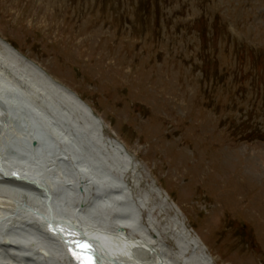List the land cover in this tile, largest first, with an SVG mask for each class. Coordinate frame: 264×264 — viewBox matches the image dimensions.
<instances>
[{
	"label": "rangeland",
	"instance_id": "rangeland-1",
	"mask_svg": "<svg viewBox=\"0 0 264 264\" xmlns=\"http://www.w3.org/2000/svg\"><path fill=\"white\" fill-rule=\"evenodd\" d=\"M0 36L103 120L93 140L54 118L36 92V123L43 108L51 140L25 159L18 119L10 161L41 162L80 218L111 231L135 203L168 264H202L186 260L191 245L180 255L184 226L214 264H264V0H0ZM3 55L0 44V70L20 84L22 61L14 69ZM108 138L136 165L122 173L127 161ZM37 243L5 256L0 247V264L46 262Z\"/></svg>",
	"mask_w": 264,
	"mask_h": 264
},
{
	"label": "bare ground",
	"instance_id": "bare-ground-1",
	"mask_svg": "<svg viewBox=\"0 0 264 264\" xmlns=\"http://www.w3.org/2000/svg\"><path fill=\"white\" fill-rule=\"evenodd\" d=\"M0 44L2 45V47H4V49H6V55L5 56L3 55L4 59H5V63L7 65L12 64L11 68L17 67V65L19 64V66H18L19 68L17 67L18 73L20 74V76L18 74V76H19L18 79H20L21 85H22V83L24 84L21 87L19 82H17L19 80H16L17 77L15 78V80H16L15 82L13 80H11L14 78L10 75L11 71L4 73L3 71H5V69H3V67H2V70H0L1 71L0 72V95L1 96H2V94L8 95V93L15 92V90L19 89L23 93L30 95L32 98V101L35 102V96H34L35 93L39 92L41 90H44L45 91V93H44L45 100H43L44 104H46L48 106V108H51L53 110L54 115H52V116L54 118H56L58 120H65V122H68L69 124H71V126H73L75 129L82 130V132H85V134L88 133V135L90 137L94 138L93 140L98 138L96 124H95V122H93L89 118H87L86 114L84 113V112H86V106L77 97L76 92L72 91L70 88H68L64 84L56 81L45 70L38 68V67H35L36 65H32V63H30L28 60H26L24 57H22L20 55V53L18 51H15V49H13L10 45H8V43H5L3 40L0 39ZM18 58H20V60L22 61L23 64H21L19 62V63H17V65L14 66V63L16 64L15 61ZM8 69H10V68H8ZM8 82L12 83L13 86L16 85L17 88L13 87ZM26 84L28 85V87L26 86ZM24 87L27 88L28 91ZM27 104H32V102L31 101L27 102ZM39 108H41V107H39ZM30 110H31V108H30ZM45 111L46 110H44L43 108L40 109V112L42 114L41 115L42 119L39 118V122L36 123V125L39 124L43 120V118H45V116L47 115L45 113ZM34 113L36 114L35 111L33 113L30 112V114H31L30 119L32 121H35L34 119H36L35 122H37L38 121V117H37L38 115L35 117ZM16 115H18L17 109H16ZM40 119H41V121H40ZM44 120L46 121V118ZM12 129L13 128L11 127L10 131H12ZM28 129H29V127H28ZM29 130H31V129H29ZM88 131H91V132H88ZM28 132H30V131H28ZM77 132H79V131H77ZM22 133L23 132H19L20 138L22 137ZM7 135L9 136V132ZM8 136L7 137L5 136L3 138L1 131H0V168H2L3 174L5 176L9 175V173L5 170L6 165L1 161L4 158V155H6V153H8V152H6L7 146L10 144H14L13 140H10L13 137L9 136V138H8ZM32 136H35V135L32 134ZM47 137H49V136H47ZM58 137H62V136L59 135V133H58ZM20 138H18V139H20ZM62 138H65V137L63 136ZM99 138L101 139V137H99ZM48 140H49V138H48ZM89 140H91V139H89ZM106 142L113 149L117 150V152H120L123 155V156L121 155L122 158L124 156L127 158L126 159L127 166H125V169H123V171H121L122 173L124 172V170L128 169L127 168L128 166L131 167V166L135 165L134 161L131 158V155L129 153H127L128 150L126 149V147L124 146L123 143L119 142L118 140L114 141L112 139L111 140L107 139ZM13 147H14V145H13ZM20 147L23 148L22 146H20ZM31 148L34 149L35 147L31 146ZM36 150H35V152H36ZM8 151H9V149H8ZM35 152L31 151L30 154L32 155ZM33 158H34V155H33ZM28 159H30V158H28ZM118 159H119V157H118ZM8 164L9 163H7V165ZM34 164H36V163H34ZM37 164L38 165L35 166V165H30L27 163L26 168H21L18 166L19 167L18 171H20L24 177V179H22V180L21 179L20 180L19 179L18 180H15V179L1 180L0 179V188H1L0 193L3 192L5 194L10 195L13 198L12 201H10V202H6L3 200H2L3 202H0V218L3 219L6 215H13V214H15L16 211H18L17 215H14L13 217H11V219H13L14 222H17L16 224H22L23 226L24 225L27 226L29 228V230H31L35 233V235H37V233L39 234V236L41 238L39 241V243L41 245L40 244L39 245L42 247L44 246L46 248V249L43 248L45 251V256L47 257V258H45L46 259L45 263L46 264H64L63 263V261H64L63 259L65 257L64 251L61 248V246L58 243H56L55 238L47 235L44 229L39 228L37 225H35L33 223H28V221H26V220H27V218H29V221H31V222L36 221V220L44 222L45 220H47V218H48V220L51 219V213H52L53 217H55V218L57 217V218H61V219H63V218L66 219V220L63 219L61 221H64V222L69 221L75 225H77V224L82 225V224H84V221L87 220V216L85 217V219L83 218L84 220L82 218H80L77 215V211H74L75 209L72 207V205L69 206L70 204L68 205V203H67V205H65L66 207L63 206V208H60V210H59V208L57 206L66 204L65 201L69 200L68 196L71 193L67 189L68 187L66 186V184H65V188H62L63 185H61V184H63V182L59 183V181H57L56 179H53V180L50 179L51 177L47 176L48 170H46L45 174L42 172L41 168H43V165L41 162L40 163L38 162ZM40 166H41V168H40ZM44 168H43V170H44ZM117 170H118V168H117ZM120 170H122V169H120ZM25 179H27V180H25ZM33 182L49 188L48 195L50 197L49 196L47 197L45 195L43 196L42 192H45V191H43L41 189H36L33 186V184H34ZM24 192H27L29 195L28 194L24 195L23 194ZM72 193H74V192H72ZM30 195L33 196V200L30 199V197H31ZM27 204L30 205V207H28V208H36V209L40 210L44 216L32 215L29 212V209L25 210V207L23 208V206L27 205ZM129 204L131 205L130 209L131 210L133 209L134 214H129V211H128L129 209L127 210L126 207L122 206L120 211H123V212H121V215L120 216L118 215V216L119 217H126L127 219H122V218L114 219L117 221L120 220L117 223V226L119 228H117L116 231H111V232L108 231L107 227H104V224H101L102 221H100V222L94 221L96 223H93L89 219L90 222L88 224H93L95 226L97 225L98 227L101 226V228H104V229L106 228L107 230L105 232L108 233L110 237L111 236L116 237L117 239H119L121 241V243L126 244V246H124L123 250L120 248H117V249L121 250V252H115L116 255L119 256L118 260L121 264H168L163 260L164 258L162 259V257H161L162 254L160 253L158 248L155 245H153L154 243H157L156 239H154L149 233L145 232L144 230H142L139 227L138 215L136 212L137 207L135 206L136 204L130 203V202H129ZM94 208H96V207H94ZM115 208H117V207H115ZM94 210L90 211V212L95 214L97 212V210L96 209H94ZM105 212H104V214H105ZM65 216H67V217H65ZM74 216H76V217H74ZM88 218H90V217H88ZM96 219L98 220V218H96ZM124 222H128V223L122 224ZM73 224H71V225H73ZM129 228L133 229L136 233L140 232V234L139 235L135 234L136 236H133V234H131V233L129 234L127 232L129 234V237H123V235H120V233L122 234L126 229H129ZM109 230H111V229H109ZM183 231L186 232L184 239L188 238V239H190V241L187 240L184 243V240H180V243L183 244L180 255H184L185 252L189 249V245H191L192 250H193L192 251L193 252L192 258L186 257V260L191 259L197 263L199 262L202 264H214L211 256L206 252L205 247L203 248L200 246V243L197 241V239L195 237L193 238V235L190 233V231H188L186 229L185 226L183 227ZM12 234L16 235L17 233L13 232ZM145 234L148 237V239L145 238V236H144ZM18 236L23 237L24 240H30L31 239L29 234H26V236L18 234ZM55 237L60 238L61 236L58 235ZM122 240H123V242H122ZM135 240H137V241L135 242ZM138 241L139 242L145 241V242H143V244H147L148 246L151 245L152 247L155 246L157 248V251H156V249L149 248V247H145L146 250H144L142 248H138V247H136V248L133 247L132 248L133 250H132L130 246L132 245L133 242H135V244H133V245L138 246L139 245V244H137ZM158 245H159V243H158ZM1 249H4V248H1ZM10 249H14V248L8 247V250H10ZM19 251H21V254L24 252V250H22V249H19ZM143 251L145 252V254L143 253ZM120 253H122V254H120ZM113 255H114V253H113ZM41 257L44 258L43 256H41ZM102 259H103V264H118L115 261H111L106 255H102ZM31 264H35L34 261Z\"/></svg>",
	"mask_w": 264,
	"mask_h": 264
},
{
	"label": "snow or ice",
	"instance_id": "snow-or-ice-1",
	"mask_svg": "<svg viewBox=\"0 0 264 264\" xmlns=\"http://www.w3.org/2000/svg\"><path fill=\"white\" fill-rule=\"evenodd\" d=\"M73 254L76 255V258H77L78 260H82V257H81V256L77 255L75 252H74ZM82 264H83V260H82Z\"/></svg>",
	"mask_w": 264,
	"mask_h": 264
}]
</instances>
